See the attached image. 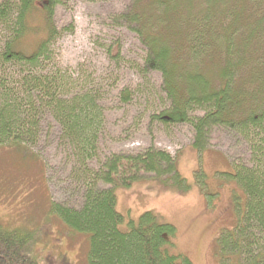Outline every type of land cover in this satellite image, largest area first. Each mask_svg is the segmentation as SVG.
I'll return each mask as SVG.
<instances>
[{"label": "trees", "instance_id": "trees-1", "mask_svg": "<svg viewBox=\"0 0 264 264\" xmlns=\"http://www.w3.org/2000/svg\"><path fill=\"white\" fill-rule=\"evenodd\" d=\"M60 3L0 0V145L28 152L52 117L83 199L79 207L50 199L48 213L68 234L87 236L86 264H192L170 251L174 227L156 213L126 221L117 211L116 190L142 174L186 185L176 158L152 145L98 159L105 122L99 87L54 62L56 40L73 31L72 23H56ZM110 17L143 47L133 67L160 76V108L149 121L187 123L198 152L208 150L214 128L245 141L248 163H232L226 173L243 190L245 205L218 246L228 256L221 264H264V0H130ZM130 95L127 87L120 91L123 102ZM31 232L0 224V264L46 263L33 252Z\"/></svg>", "mask_w": 264, "mask_h": 264}, {"label": "rangeland", "instance_id": "rangeland-1", "mask_svg": "<svg viewBox=\"0 0 264 264\" xmlns=\"http://www.w3.org/2000/svg\"><path fill=\"white\" fill-rule=\"evenodd\" d=\"M60 1L56 23L58 27L72 23L73 31L56 40L54 62L99 87L105 122L98 159L110 153H137L152 145L176 158L186 185L164 184L154 174H142L129 188L116 190L117 211L126 221L153 211L174 227L173 254L186 256L192 264H221L228 256L221 252L218 237L234 228L245 205L243 190L226 173L232 171V163H248L245 141L224 128H214L208 150L198 152L190 144L193 129L187 123L165 127L149 121V115L160 108V76L133 67L134 62L141 63L143 47L110 17L130 0ZM124 87L131 94L128 102L120 99ZM56 132L54 120L47 116L38 142L28 152L0 145V224L32 231L33 252L43 263L86 264L87 236L68 234L48 213L50 199L76 207L83 199L82 185L78 187L72 178V163ZM90 165L96 167L97 162Z\"/></svg>", "mask_w": 264, "mask_h": 264}]
</instances>
